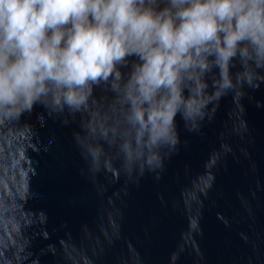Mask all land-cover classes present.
<instances>
[{"label":"water","instance_id":"water-1","mask_svg":"<svg viewBox=\"0 0 264 264\" xmlns=\"http://www.w3.org/2000/svg\"><path fill=\"white\" fill-rule=\"evenodd\" d=\"M80 121L0 118V264H264V81L194 127L177 115L152 167L114 151L93 166Z\"/></svg>","mask_w":264,"mask_h":264},{"label":"clouds","instance_id":"clouds-1","mask_svg":"<svg viewBox=\"0 0 264 264\" xmlns=\"http://www.w3.org/2000/svg\"><path fill=\"white\" fill-rule=\"evenodd\" d=\"M257 81L264 0H0V118L37 105L79 115L93 166L113 151L158 165L178 142L177 115L194 127Z\"/></svg>","mask_w":264,"mask_h":264}]
</instances>
